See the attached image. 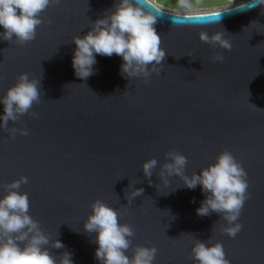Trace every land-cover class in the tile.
<instances>
[{"label": "water", "instance_id": "95a60500", "mask_svg": "<svg viewBox=\"0 0 264 264\" xmlns=\"http://www.w3.org/2000/svg\"><path fill=\"white\" fill-rule=\"evenodd\" d=\"M254 2L199 0L184 12L176 0H145V10L158 16L165 50L158 74L147 81L122 77L115 54L97 55L86 80L74 75L72 37L85 35L89 20L114 0H60L40 14L46 22L32 41L0 40V97L21 73L40 79L42 92L29 114L0 129V196L5 185L27 177L20 191L28 195L29 215L50 241L63 242L74 264H99L95 233L83 228L96 200L133 229L129 256L142 245L157 249L154 264H197L191 249L198 239L222 244L230 264H264V5ZM223 30L230 50L199 39ZM217 54L223 62L213 60ZM12 128L28 134L8 138ZM223 151L247 173L250 194L234 238L223 233L217 213L196 214L204 199L199 185L189 190L172 176L166 188L158 177L167 152L183 154L191 175ZM150 158L158 165L145 178L141 165ZM129 183L143 189L131 205L124 198ZM48 247L57 260L65 251Z\"/></svg>", "mask_w": 264, "mask_h": 264}, {"label": "clouds", "instance_id": "9594fccd", "mask_svg": "<svg viewBox=\"0 0 264 264\" xmlns=\"http://www.w3.org/2000/svg\"><path fill=\"white\" fill-rule=\"evenodd\" d=\"M60 0H0V40L17 41L23 45L32 41L36 29L46 22L41 13L51 4ZM145 0H114L110 9L104 11L95 21L89 20V30L83 36L72 37L75 48L71 57L74 75L86 80L95 74L96 56L111 57L113 54L122 59L120 75L129 81L143 78L145 81L158 69L165 57L161 36L155 25L158 16L144 8ZM264 5V0H255L252 7ZM199 0H176V8L191 12L199 7ZM226 12L208 13L221 17ZM219 19L216 21L218 22ZM50 23V21H47ZM226 31H218L211 36L206 32L199 34V39L224 50L231 49V41L225 36ZM13 37H15L13 39ZM223 55L217 54L214 61L223 62ZM40 79H30L27 73H21L17 82L9 87L0 97L3 112L0 114V129H8V121L16 122L20 116L29 114V110L41 99ZM33 118L37 114L31 113ZM19 132L27 135L26 129L12 128L8 138ZM187 158L178 152L165 153V163L159 165L158 177L166 188L170 187L169 177L176 176L182 180V186L194 190L200 186L204 199L195 210L198 216L217 213L224 221L223 233L234 238L241 231L238 223L241 209L250 195L247 193V173L234 156L223 151L215 160L201 168L199 173L185 174ZM156 158H150L141 165L145 178H150L157 168ZM27 177H21L4 186L5 194L0 196V264H74L72 253L59 239L51 240L39 222L28 213V195L20 191L21 184H26ZM151 185V180L148 179ZM128 185L124 198L128 205L133 199L142 195V188ZM175 191V188L164 192ZM91 211L83 223L84 231L95 233L94 243L97 245L94 257L99 264H154L157 253L155 247L138 245L131 256L128 249L133 229L119 222V213L101 200L90 205ZM77 231V230H76ZM79 232V230L77 231ZM208 241V240H207ZM196 239L191 249L192 258L197 264H230L225 258L222 244ZM65 249L60 259L50 254L49 247Z\"/></svg>", "mask_w": 264, "mask_h": 264}]
</instances>
